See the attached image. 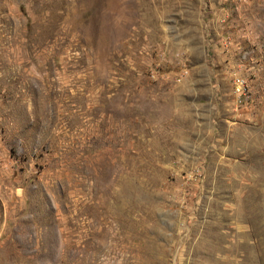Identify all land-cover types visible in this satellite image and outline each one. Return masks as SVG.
<instances>
[{
  "label": "rangeland",
  "instance_id": "obj_1",
  "mask_svg": "<svg viewBox=\"0 0 264 264\" xmlns=\"http://www.w3.org/2000/svg\"><path fill=\"white\" fill-rule=\"evenodd\" d=\"M0 264H264V0H0Z\"/></svg>",
  "mask_w": 264,
  "mask_h": 264
}]
</instances>
